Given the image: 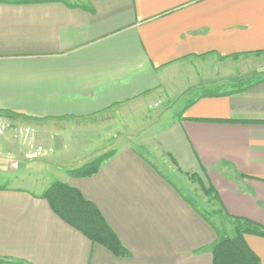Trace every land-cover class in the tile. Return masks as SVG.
Segmentation results:
<instances>
[{
	"label": "crops",
	"instance_id": "0c3cea01",
	"mask_svg": "<svg viewBox=\"0 0 264 264\" xmlns=\"http://www.w3.org/2000/svg\"><path fill=\"white\" fill-rule=\"evenodd\" d=\"M192 90L157 120L154 152L264 229V0H0V113L80 122L25 165L0 156L12 182L0 185V264H212L217 232L187 197L117 130L82 123ZM108 153L97 174H68ZM55 182L95 205L129 254L59 218L42 198ZM245 242L264 264V237Z\"/></svg>",
	"mask_w": 264,
	"mask_h": 264
},
{
	"label": "rangeland",
	"instance_id": "374dc122",
	"mask_svg": "<svg viewBox=\"0 0 264 264\" xmlns=\"http://www.w3.org/2000/svg\"><path fill=\"white\" fill-rule=\"evenodd\" d=\"M82 1L68 0V2L73 4H82ZM180 92L182 93V91H178L176 94H173V91H168V95L163 100L157 99L152 106H146L148 103L140 100L127 105L113 107L97 118L87 119L82 121V123L89 127H95V129L105 126L107 127V131L112 130L114 132L117 130V136L123 141L131 142L146 158L156 164L183 196L193 200L195 205L209 213L213 211L219 213V206L214 201V194H206L196 184V178L193 175H186L182 171H177L174 163L167 157L161 156L158 158L154 152L153 147L155 142H153V136L159 131L157 127L164 125L163 122L159 121V123L157 121L162 112L173 109L179 113L185 105V103H182L184 98H189V95H191L193 100L201 93L199 90H192L190 94L182 96ZM178 98L183 99L178 102ZM76 123L77 127L80 128V122L74 120H25L0 113V156L10 157L11 154V158L17 161V163H12L13 166L25 165L26 162L35 159L37 155L39 157L40 153L46 154V152H51L50 143L55 148L61 147L64 131L68 137L74 139L73 136L75 137L76 134H69L76 130ZM59 156H61L62 160H65L68 155L60 154ZM3 159L1 158L0 161ZM22 172L23 170L21 169L17 173ZM7 179V177L4 178L0 173V185H12V182ZM211 218L218 225L219 223L217 222L220 221L221 214L218 216L212 215ZM222 231L227 236H233L234 234L233 229L226 221L225 226H222Z\"/></svg>",
	"mask_w": 264,
	"mask_h": 264
},
{
	"label": "trees",
	"instance_id": "16d2710c",
	"mask_svg": "<svg viewBox=\"0 0 264 264\" xmlns=\"http://www.w3.org/2000/svg\"><path fill=\"white\" fill-rule=\"evenodd\" d=\"M31 1V0H23ZM220 123H255L247 121H211ZM114 153H108L91 163L78 169L71 170L68 174L73 178H88L97 174L102 164L110 159ZM206 194H214V201L220 203L218 194L213 189H205ZM49 203L52 211L65 223L75 228L87 237L92 243L107 248L116 256H126L128 251L123 247L115 232L106 223L100 211L95 205L86 200L83 195L73 187L62 183H53L42 195ZM186 198V197H185ZM187 201L206 219L216 230L218 238L211 248L212 264H261L259 257L253 253L245 242V235H256L264 237V229L258 224L241 218L229 216L220 207L219 213L207 212L201 209L189 198ZM218 225L212 221V215H220ZM225 221L233 229V236L223 234L222 226Z\"/></svg>",
	"mask_w": 264,
	"mask_h": 264
}]
</instances>
